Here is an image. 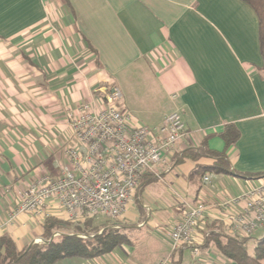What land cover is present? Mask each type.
Wrapping results in <instances>:
<instances>
[{
	"label": "crops",
	"instance_id": "0c3cea01",
	"mask_svg": "<svg viewBox=\"0 0 264 264\" xmlns=\"http://www.w3.org/2000/svg\"><path fill=\"white\" fill-rule=\"evenodd\" d=\"M113 87L135 122L157 130L178 112L186 135L143 176L125 216L111 222L131 244L91 260L104 264L119 252L128 264L130 233L149 226L157 253L150 264L171 255L172 264H238L208 237L227 234L217 207L264 176V57L257 15L241 0H0V238L10 237L18 251L46 241L45 217L11 214L33 181L67 164L70 112ZM218 156L229 173L211 170ZM190 203L209 207L195 236L199 262L186 261L189 249L172 254L159 234L169 240ZM47 215L67 221L54 203ZM167 221L170 229L162 227ZM263 237L264 227L248 239L250 253ZM74 259L57 264H79Z\"/></svg>",
	"mask_w": 264,
	"mask_h": 264
},
{
	"label": "built area",
	"instance_id": "2783aa9c",
	"mask_svg": "<svg viewBox=\"0 0 264 264\" xmlns=\"http://www.w3.org/2000/svg\"><path fill=\"white\" fill-rule=\"evenodd\" d=\"M96 93L97 99L81 103L69 114L71 132L64 148L67 164L60 165L59 175L45 174L28 186L12 220L21 214L46 218L48 206L54 203L70 223L95 217L119 221L137 199L143 176L165 163L186 135V124L178 112L152 130L124 110L119 88L97 89ZM204 181L209 183L211 177L205 176ZM217 208L219 221L230 233L250 238L264 227V176L256 186ZM208 210L204 203L184 204L183 217L170 233L172 254L189 249L195 257L200 255L195 236L210 216ZM60 236L55 232L52 239ZM157 264H172V255Z\"/></svg>",
	"mask_w": 264,
	"mask_h": 264
},
{
	"label": "trees",
	"instance_id": "16d2710c",
	"mask_svg": "<svg viewBox=\"0 0 264 264\" xmlns=\"http://www.w3.org/2000/svg\"><path fill=\"white\" fill-rule=\"evenodd\" d=\"M241 1L248 4L257 15L259 43L264 57V0ZM225 139L227 143L234 146L235 132L227 129ZM217 158V162L211 170L216 173H229V163L225 156ZM100 219V217L87 218L83 222L70 224L54 216L46 217L44 230L45 240L48 243L35 244L28 252V247L23 251H18L14 241L10 237L4 236L0 238V264H57L62 260L72 258L91 260L108 255L122 245L131 244L128 236L117 228V225L107 222L99 224ZM66 229L74 232L69 234ZM55 232L61 233V236L51 239ZM81 235L88 236V238H82ZM91 236L93 237L91 238ZM208 239V242H213L221 255L228 261L238 264H261L264 261V237L257 241L252 253L247 245L249 238L233 235L228 230L227 234H211Z\"/></svg>",
	"mask_w": 264,
	"mask_h": 264
},
{
	"label": "rangeland",
	"instance_id": "374dc122",
	"mask_svg": "<svg viewBox=\"0 0 264 264\" xmlns=\"http://www.w3.org/2000/svg\"><path fill=\"white\" fill-rule=\"evenodd\" d=\"M136 207V204L134 205V208ZM100 223L103 224L105 222L107 223H111L113 222L110 219L107 218H101ZM172 221H167L162 227L170 229L172 227L171 225ZM162 228V229H164ZM151 229L148 226L147 228H144L143 230H136V231H132L130 233V239L133 243V250H131L130 253H125L122 255L123 257L126 258V260L128 261V264H150L151 261H153L156 256L157 253L156 252H151L150 250V245H151V241H153V238L150 237V232ZM162 237V241H163V247H165V245L168 244V241H170V239L168 240V233L166 232H160L159 233ZM44 243H40L39 245H42ZM116 251H119V249H117ZM117 253L112 254L110 256L105 257L104 259V264H109V261H113V264H120V262L118 261V257L116 256ZM190 258L192 259L193 262H199V259H196L197 257L194 258V254L192 251H190V253L186 254V261H191ZM71 259H68V261H70ZM124 260V261H126ZM74 261H77V263L79 264H102L103 260H91V261H85V260H80V259H74ZM66 264H69L70 262H65ZM64 263V264H65ZM122 264V263H121Z\"/></svg>",
	"mask_w": 264,
	"mask_h": 264
},
{
	"label": "water",
	"instance_id": "95a60500",
	"mask_svg": "<svg viewBox=\"0 0 264 264\" xmlns=\"http://www.w3.org/2000/svg\"><path fill=\"white\" fill-rule=\"evenodd\" d=\"M34 245V243H32L29 248L27 249V252L30 250V248Z\"/></svg>",
	"mask_w": 264,
	"mask_h": 264
}]
</instances>
